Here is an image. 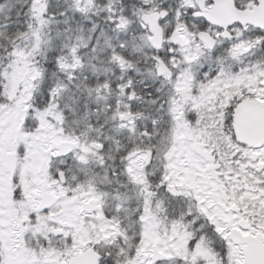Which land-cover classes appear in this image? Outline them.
Here are the masks:
<instances>
[{
	"label": "snow or ice",
	"instance_id": "snow-or-ice-1",
	"mask_svg": "<svg viewBox=\"0 0 264 264\" xmlns=\"http://www.w3.org/2000/svg\"><path fill=\"white\" fill-rule=\"evenodd\" d=\"M0 264H264V0H0Z\"/></svg>",
	"mask_w": 264,
	"mask_h": 264
}]
</instances>
